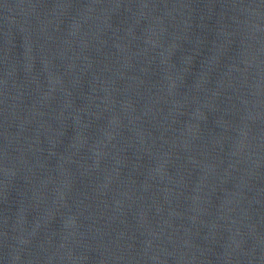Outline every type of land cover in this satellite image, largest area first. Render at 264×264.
I'll return each instance as SVG.
<instances>
[{
	"label": "water",
	"instance_id": "water-1",
	"mask_svg": "<svg viewBox=\"0 0 264 264\" xmlns=\"http://www.w3.org/2000/svg\"><path fill=\"white\" fill-rule=\"evenodd\" d=\"M0 264H264V0H0Z\"/></svg>",
	"mask_w": 264,
	"mask_h": 264
}]
</instances>
